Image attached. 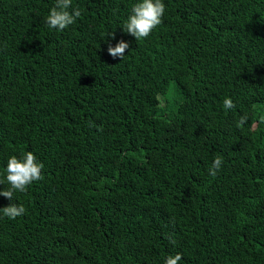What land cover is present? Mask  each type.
Instances as JSON below:
<instances>
[{"label":"trees","instance_id":"1","mask_svg":"<svg viewBox=\"0 0 264 264\" xmlns=\"http://www.w3.org/2000/svg\"><path fill=\"white\" fill-rule=\"evenodd\" d=\"M137 2L72 0L58 31L56 0H0V180L44 165L0 196L26 209L0 213V264H264V0H162L139 41Z\"/></svg>","mask_w":264,"mask_h":264},{"label":"clouds","instance_id":"2","mask_svg":"<svg viewBox=\"0 0 264 264\" xmlns=\"http://www.w3.org/2000/svg\"><path fill=\"white\" fill-rule=\"evenodd\" d=\"M72 6V0H56L55 6L50 10L45 24L50 29L63 31L70 25L74 24L76 18L81 16L79 8H73L71 12L68 9ZM165 13V4L162 0H140L131 8V13L122 25L123 31L132 35L136 41L147 38L151 32L162 23ZM114 38V36H113ZM128 43L121 40L115 47L109 45L107 51L113 58L125 56ZM234 102L230 98L223 100L225 110L233 109ZM247 115L241 116L237 127H242L247 121ZM223 159L221 156L215 157L211 167L208 169L209 175L215 177L221 169ZM44 165L39 162L33 152L22 153L18 158L16 155L11 156L7 161L5 169V179L0 180V184H7L8 187L0 190V196L13 200L14 193H24L27 188L34 182L43 179L42 169ZM26 209L23 205L11 203L8 206L0 208V213L9 219H16L24 215ZM182 256L176 253L174 256L169 255L164 259V264H179Z\"/></svg>","mask_w":264,"mask_h":264}]
</instances>
